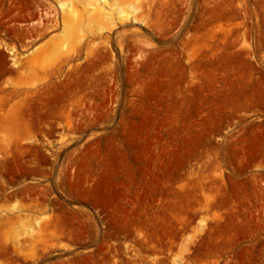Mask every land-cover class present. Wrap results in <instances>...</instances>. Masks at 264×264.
<instances>
[{
	"label": "rangeland",
	"instance_id": "obj_1",
	"mask_svg": "<svg viewBox=\"0 0 264 264\" xmlns=\"http://www.w3.org/2000/svg\"><path fill=\"white\" fill-rule=\"evenodd\" d=\"M57 1L0 0V264H264V0H116L66 61Z\"/></svg>",
	"mask_w": 264,
	"mask_h": 264
},
{
	"label": "bare ground",
	"instance_id": "obj_2",
	"mask_svg": "<svg viewBox=\"0 0 264 264\" xmlns=\"http://www.w3.org/2000/svg\"><path fill=\"white\" fill-rule=\"evenodd\" d=\"M58 5H59L60 11H61L62 21H63L62 22L63 23L62 24V32H61L62 34H60V35H63V37H64L63 44H66L65 48H62V51H61L62 56H64V58H65L64 61H66V59H67V57L71 51L72 43H74L76 41V38L74 36V29H73L74 25L77 26L78 28H82V27H83V29L85 28L86 30L89 31V33H91L92 32L91 30L94 29L95 34L98 37H100V36L102 37V36H104L102 34V32L109 34L110 29L100 25V23H99L100 18H109V16H110L109 12L110 11L113 12V10H114L116 16L118 17V19L120 21L123 18H126L129 14L133 13L137 9V8H135L136 6L131 7L129 5V7L127 8L128 11L127 10L124 11L125 9L123 7H122L123 9L118 7L116 0H90V1L86 2L85 4L81 5V9H82V12L84 14L80 16L79 13L77 12L76 7L71 2L67 3L66 0H64V1L58 2ZM126 19H129V18H126ZM79 34H81V32H79ZM55 53H53L52 56H55L57 54V53L56 54ZM50 58H51V56H50Z\"/></svg>",
	"mask_w": 264,
	"mask_h": 264
}]
</instances>
